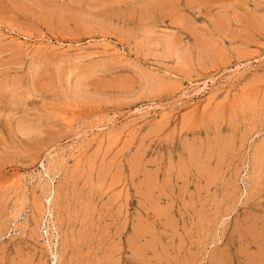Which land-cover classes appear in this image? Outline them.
Instances as JSON below:
<instances>
[{
  "label": "rangeland",
  "instance_id": "rangeland-1",
  "mask_svg": "<svg viewBox=\"0 0 264 264\" xmlns=\"http://www.w3.org/2000/svg\"><path fill=\"white\" fill-rule=\"evenodd\" d=\"M0 264H264V0H0Z\"/></svg>",
  "mask_w": 264,
  "mask_h": 264
},
{
  "label": "bare ground",
  "instance_id": "bare-ground-1",
  "mask_svg": "<svg viewBox=\"0 0 264 264\" xmlns=\"http://www.w3.org/2000/svg\"><path fill=\"white\" fill-rule=\"evenodd\" d=\"M202 91V90H201ZM200 92V91H199Z\"/></svg>",
  "mask_w": 264,
  "mask_h": 264
}]
</instances>
